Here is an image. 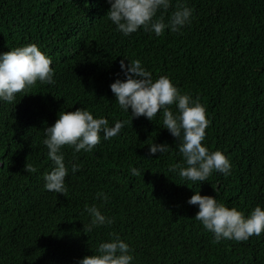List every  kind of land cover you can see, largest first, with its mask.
<instances>
[{
	"label": "trees",
	"instance_id": "1",
	"mask_svg": "<svg viewBox=\"0 0 264 264\" xmlns=\"http://www.w3.org/2000/svg\"><path fill=\"white\" fill-rule=\"evenodd\" d=\"M187 5L193 20L182 34L157 37L117 31L105 16L107 0H0V53L36 43L52 58L56 81L0 102V264H77L113 233L134 249V264H264V233L216 243L195 219L198 207L187 203L200 191L246 215L264 206V0ZM125 58L199 98L210 121L202 143L228 157L230 175L214 172L201 183L169 172L182 157L162 115L131 121L110 89ZM79 107L110 126L128 123L110 140L101 133L91 153L64 146L68 191L56 194L44 188L52 163L43 130L60 111ZM153 140L172 149L148 159ZM70 161L81 165L78 172ZM26 162L37 172H26ZM99 192L109 199H97ZM92 204L115 221L88 233L85 206Z\"/></svg>",
	"mask_w": 264,
	"mask_h": 264
},
{
	"label": "clouds",
	"instance_id": "2",
	"mask_svg": "<svg viewBox=\"0 0 264 264\" xmlns=\"http://www.w3.org/2000/svg\"><path fill=\"white\" fill-rule=\"evenodd\" d=\"M110 4L105 16L124 36L143 29L144 32L162 36L165 30L182 34V30L193 20L194 10L187 5V0H107ZM125 59L128 61L125 63ZM120 60V72L110 84V89L118 102L119 108L127 113L131 121L144 116L149 121L159 113L163 117V128L176 138L178 153L182 157L179 163L172 164L169 172L176 173L183 181L205 182L214 173L225 176L231 174L232 164L219 149L212 151L206 144V128L210 121L206 118V108L199 98L190 93H182L171 78L161 75L154 79L140 59ZM123 73L124 79H120ZM55 69L52 58L43 52L36 43L10 49L0 53V102L12 104L17 94L24 93L40 84L54 85ZM25 96V95H24ZM175 105L176 111L172 109ZM131 109V113L129 110ZM127 120H116L110 126L109 120L96 117L86 108L74 111H60L56 122L46 127L43 132V144L48 149L47 155L52 163L51 171L44 173V188L54 193L66 194V177L69 169L65 163L64 146L74 153H91L104 140L118 136ZM172 147L165 143L148 144L151 159L157 153H168ZM160 155V156H161ZM71 163V172H78L81 165ZM25 171L37 172V168L27 163ZM133 176L141 175L138 167H131ZM184 185V184H181ZM97 199L106 202V193H97ZM189 205L198 207L195 219L211 232L216 243L221 240L247 241L253 235L264 233V206L257 205L249 214L236 207L229 208L219 202L215 196L201 195L200 191L187 200ZM90 221L83 229L91 233L94 229L110 226L115 218L102 213L96 204L85 206ZM111 239L99 243L95 253L85 256L77 264H134V249L118 234H110Z\"/></svg>",
	"mask_w": 264,
	"mask_h": 264
}]
</instances>
